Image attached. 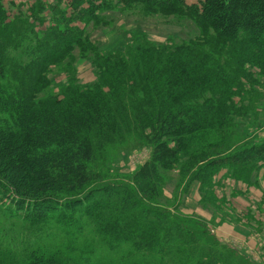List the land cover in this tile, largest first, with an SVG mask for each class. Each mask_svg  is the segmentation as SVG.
I'll use <instances>...</instances> for the list:
<instances>
[{
	"label": "trees",
	"instance_id": "trees-1",
	"mask_svg": "<svg viewBox=\"0 0 264 264\" xmlns=\"http://www.w3.org/2000/svg\"><path fill=\"white\" fill-rule=\"evenodd\" d=\"M116 4L189 14L213 35L93 50L92 82L75 74L43 96L51 66L82 47L86 25ZM20 45L26 62L12 55ZM253 68L264 73V0H35L17 13L0 0V201L30 228L61 232L64 242L56 250L0 249V264L248 262L208 227L156 200L162 171L185 157L183 177L207 193L222 169L251 182L264 168V142L230 144L234 117L262 93ZM214 129L218 140L193 147L194 137ZM132 138L148 144L151 156L130 180L107 181L99 162ZM85 219L110 255L98 259L96 245L79 242Z\"/></svg>",
	"mask_w": 264,
	"mask_h": 264
},
{
	"label": "rangeland",
	"instance_id": "rangeland-1",
	"mask_svg": "<svg viewBox=\"0 0 264 264\" xmlns=\"http://www.w3.org/2000/svg\"><path fill=\"white\" fill-rule=\"evenodd\" d=\"M3 1L11 12L17 13L19 8H26V5L35 0ZM195 1L197 0H188L190 3ZM212 35V30L204 31L189 14L150 12L141 4L128 8L116 4L114 8L101 12L100 21H91L86 25V43L82 47L74 48L72 54L51 66L50 85L42 95L56 94L67 79L75 74L80 81L92 82L95 73L89 56L93 57V50L112 52L143 39L156 44L183 45ZM12 55L22 62L28 59L23 45L13 48ZM251 71L259 81L256 87L262 93L254 99L253 106L246 113L234 117L230 127L234 133H231L233 142L230 144L235 147L264 142V73L258 68ZM220 137L221 131L214 129L198 134L192 144L196 149L203 148ZM151 151L148 144L132 138L129 142L110 149L99 162L98 168L107 181H128L149 159ZM186 160L187 157L183 158L174 169L162 171L160 196L156 202L182 218L200 222L198 224L201 228L208 227L220 240L232 244L245 255L248 262L244 264H264V168L253 176L254 180L251 182L238 181L229 176L227 169H222L215 175V187L207 193L200 182H189L183 177L181 165ZM0 204V249L23 253L47 247L56 250L64 245L61 232L55 229L39 231L30 228L22 215L10 214L5 209L8 206L2 201ZM96 228L94 222L85 219L83 235L78 240L82 246L96 245L95 257L99 259L110 253L106 247H100L98 238L94 236ZM127 249L128 245H124L123 250Z\"/></svg>",
	"mask_w": 264,
	"mask_h": 264
}]
</instances>
